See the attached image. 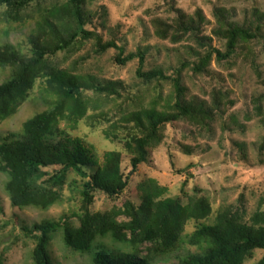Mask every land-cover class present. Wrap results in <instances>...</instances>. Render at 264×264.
<instances>
[{"label":"rangeland","instance_id":"rangeland-1","mask_svg":"<svg viewBox=\"0 0 264 264\" xmlns=\"http://www.w3.org/2000/svg\"><path fill=\"white\" fill-rule=\"evenodd\" d=\"M83 1L88 17L85 29L100 35L102 43L114 41L121 53L115 49L100 51L91 38L78 40L64 51L46 57L28 82L26 98L16 112L0 119V142L8 133H20L26 121L62 101L56 120L59 129L81 139L91 149L98 166L104 153H119L121 171L128 175L130 159L136 155L131 137L141 134L126 118L135 113L144 116L145 112L175 110L171 77L180 62L196 60L195 54L211 48L225 50L226 40L217 32L220 25L215 12L219 10L227 22L245 27L255 38L238 40L236 52L228 60L218 62L212 56L205 73L193 74L189 67L182 71L183 101L207 110L208 119L203 126L194 118L161 126L158 139L147 148L146 161L129 174L123 194L114 198L95 191L90 212L95 215L115 211L116 222L127 221L117 212L127 205L137 208L142 201L141 185L152 180L166 189L164 197H179L183 204L189 198L204 197L211 207L210 220L220 208L236 205L241 214H247L245 219L254 212L264 215V28L258 31L255 28L264 24V0ZM64 5L66 0H40L19 12L0 6V47L7 46L29 56L33 33L46 31L50 22L61 30L67 28L59 22ZM198 11L204 20L197 34L210 46L202 44V38L193 40L189 33L176 28L181 16L192 19L197 26ZM255 18L259 20L257 24ZM159 22L173 27L165 37L158 33ZM130 53L144 55L142 73L160 70L163 79L143 82L136 77L137 59L124 64L117 62V56L123 58ZM53 70L65 72L68 78H77L82 83L77 84L82 93V109L47 88ZM11 77V68L0 66V84ZM91 78L120 81L125 91L119 97L103 96L85 86ZM183 147L195 150L189 154ZM96 167L86 171L92 174ZM44 171L46 176L40 179L41 183L55 173L53 168ZM7 181V175L0 171V264H33L34 241L21 228L62 217H70L71 225L79 226L83 180L69 171L65 182L59 184L62 198L47 208L11 207L5 193ZM195 227L193 220L188 221L183 234L193 232ZM97 241L113 249L129 250L109 238ZM145 250L140 247L141 254L145 255ZM48 251L52 264H90L88 256L65 245L61 230L53 235ZM194 251L195 248L185 246L168 257L156 255L152 264H175L176 255ZM263 254V250H255L243 264H257Z\"/></svg>","mask_w":264,"mask_h":264},{"label":"trees","instance_id":"trees-1","mask_svg":"<svg viewBox=\"0 0 264 264\" xmlns=\"http://www.w3.org/2000/svg\"><path fill=\"white\" fill-rule=\"evenodd\" d=\"M39 1L0 0V6L19 12ZM66 2L63 13L59 15V22L67 28L61 30L53 22H45L46 31L39 30L30 36L29 56H22L7 46L0 47V66L10 67L12 70L11 79L0 84V119L16 112L26 98L28 82L46 57L64 51L78 40L86 41L91 38L100 51L115 49L121 53L120 47L114 41L102 43L100 35L85 29L88 17L83 10V0ZM215 16L220 25L217 32L226 40L225 50L222 52L211 48L202 54H195L196 60L185 59L180 62L175 76L171 77L175 92V110L163 113L145 112L144 116L135 113L126 118V121L133 122V129L141 134L131 137L136 155L130 159L131 171L128 175L121 171L119 153H104L103 162L98 166L91 149L81 139L71 137L59 129L56 120L61 113L62 101L26 121L20 133H8L0 142V171L8 177L5 193L11 207L47 208L62 198V187L59 184L65 182L69 171H73L83 180L80 189L82 215L77 216L79 226H72L70 217H62L58 221H43L21 228L24 235L34 241L33 264H52L48 247L58 230L63 232L65 245L72 251L88 256L90 264H152L155 263L156 255L159 258L168 257L185 246L193 247L195 251L176 255L173 263L243 264L253 256L255 250L264 251L263 214L254 212L245 219L247 214H241L237 205L222 206L210 220L211 207L204 197L189 198L183 204L179 197H164L166 189L157 186L152 180L141 185L142 201L137 208L127 205L122 212H117L119 215L123 214L127 221L116 222L115 211L95 215L90 212L95 191L114 198L123 194L129 184V174L134 173L146 161L147 148L150 142L158 139L161 126L185 118H194L203 126L208 119L210 114L207 110L183 101L182 71L189 67L193 74L205 73L212 56L218 62L228 60L235 54L238 40L255 38V34L245 27L227 22L221 11H216ZM203 20L200 11L197 15V26L192 19L186 20L181 16L177 20L176 28L182 33H189L193 40H203L197 34ZM254 20L255 24L259 21L256 18ZM159 24L158 33L161 37L167 36L168 30L173 28L163 26L161 22ZM255 28L258 31L264 28V24L259 23ZM205 43L208 42L203 40L202 44ZM135 59L139 63L136 69L137 78L143 82L162 78L160 70L142 73V53H130L123 58L117 56L119 64ZM77 84H82L77 78H68L67 73L54 70L49 74L46 83L52 93L71 100L73 105L79 104L81 108L82 93ZM85 86L103 96L119 97L125 91L120 81H100L97 78H91ZM183 149L189 154L195 150L190 148V151L188 147ZM92 167L96 169L89 174L86 168ZM46 168L55 169V173L48 181L41 183L40 179L46 176ZM191 220L195 222V230L183 234L185 224ZM103 238H109L114 244L126 245L129 250L113 249L97 241ZM140 247L146 248L145 255L141 254ZM257 264H264V254Z\"/></svg>","mask_w":264,"mask_h":264}]
</instances>
